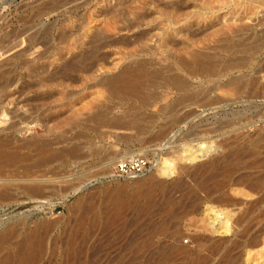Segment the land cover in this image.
<instances>
[{
    "label": "rangeland",
    "instance_id": "obj_1",
    "mask_svg": "<svg viewBox=\"0 0 264 264\" xmlns=\"http://www.w3.org/2000/svg\"><path fill=\"white\" fill-rule=\"evenodd\" d=\"M194 52L214 72L191 78ZM0 68V139L72 151L0 170V235L13 227L0 257L27 239L22 252L34 258L24 264H264V182L244 196L247 185L217 191L210 175L214 157L236 151L233 177L264 175L247 150L264 126V0H0ZM133 69L143 99L112 93L109 79ZM185 148L196 157L183 159ZM131 156L148 166L118 174L114 163ZM163 157L171 174L156 170ZM25 166L49 185L40 195L20 189ZM222 193L237 202L232 219L243 217L233 235H207L205 210Z\"/></svg>",
    "mask_w": 264,
    "mask_h": 264
},
{
    "label": "bare ground",
    "instance_id": "obj_2",
    "mask_svg": "<svg viewBox=\"0 0 264 264\" xmlns=\"http://www.w3.org/2000/svg\"><path fill=\"white\" fill-rule=\"evenodd\" d=\"M251 47V46H250ZM248 50V48H246ZM253 49V48H252ZM251 49V50H252ZM244 50V49H243ZM255 51V50H254ZM190 55V54H189ZM250 55V54H249ZM191 57V60H189L190 62H192V65L190 66L189 63L190 62H185L186 63V67L188 66V68L186 70H188V75L191 77V78H194L196 77L198 74L200 75V72L202 73V71H209L211 72L213 70V63L211 64L210 62H205V61H202L203 59H200L199 57V54L197 53H193L190 55ZM188 58V59H189ZM188 63V64H187ZM238 63V62H237ZM191 64V63H190ZM236 64V62H235ZM239 64V63H238ZM228 68V67H227ZM4 71L5 69H2L0 68V91L3 90L4 88V83H3V75H4ZM214 72V70H213ZM204 73V72H203ZM208 73V72H207ZM211 74V73H210ZM202 75V74H201ZM206 74H204L205 76ZM208 75V74H207ZM212 75V74H211ZM215 75V74H214ZM203 76V77H204ZM209 76V75H208ZM198 77V76H197ZM2 80V81H1ZM5 81V80H4ZM142 76L140 75V69H136V70H124L122 72H120L119 74L113 76L112 78L109 79L108 81V85L112 91V93H114L115 95L117 94L119 97H130V96H133V97H138V98H141V87L143 85L142 83ZM170 85L179 90V91H182V92H186L188 90V82L185 80V79H177V78H171L170 81H169ZM113 94V95H114ZM143 101V100H142ZM100 114L98 111H95L91 114V116L89 118H92L94 120L97 121V123H99L100 121V118H99ZM140 119V118H139ZM128 123H125L126 125L125 126H130L133 122L132 120L130 121V119H128ZM136 120V119H135ZM142 121V120H141ZM135 122V121H134ZM137 122V121H136ZM126 128V127H124ZM127 129V128H126ZM12 137V136H11ZM9 137V138H11ZM13 139V140H12ZM11 140L10 139H0V170L2 171V174L4 172L3 168H6L5 166H7L8 163H17V161L19 162V160H23L25 157L27 158H30L31 160V157H37L36 158V161L34 163H38V164H42V163H45V162H49L51 160H54L58 157H63V158H70L72 156V151H59V153H53L52 152V145L54 144V140L53 139H46V140H42V139H37V138H30L28 140H25V141H22V142H18L16 141L14 138H12ZM70 139V138H69ZM15 140V142H18V145L15 146L12 145L11 143H13V141ZM21 141V140H20ZM14 142V143H15ZM225 144V143H224ZM224 146V145H223ZM227 146V145H226ZM264 147V126L261 127L260 129V132H259V139H256L254 141H251L248 146H247V150L249 151V155L252 156V160L250 161V166H253L252 164H255V165H258V168L259 166L260 167H263L264 168V153L263 151H260L259 149H262ZM20 148H26L28 149L27 152H25L24 154L21 152H19V149ZM25 149V150H26ZM23 150V149H22ZM65 150V149H64ZM198 150V149H197ZM200 150V149H199ZM241 150V149H240ZM185 151V157H183V159L186 158L187 159H194L196 157V154L190 149V148H185L184 149ZM196 151V150H195ZM232 153V155L230 154L228 157L227 153L225 154H220V155H217L216 157L213 158V160L210 162L211 166H212V169H211V173L210 175L212 176H216V177H219L217 181H215L214 183V186L216 188L217 191H219L220 189H222L224 186L225 183H227L228 185L230 184H235V185H247V192L245 191H242L240 189V192H243V195L244 196H249L251 195L252 192H256V189L260 186L263 185V182H264V175L261 176L260 178L259 177H255V178H250L249 175L246 177H240L238 176L237 178L233 177L232 174L233 172L235 171V168H241L240 166L239 167H236L237 165V162L239 163V161L241 162V158H239V155H237V151L236 152H230ZM239 153V152H238ZM262 156H258V154H262ZM62 154V155H61ZM244 154V153H243ZM242 154V155H243ZM134 155V154H133ZM241 157V156H240ZM131 158H134V156H131ZM34 159V158H33ZM59 159V158H58ZM181 159V158H180ZM25 160V159H24ZM23 160V161H24ZM27 160V159H26ZM25 160V161H26ZM57 160V159H56ZM171 160V159H170ZM169 160V161H170ZM219 160H223V161H220V162H223L222 164H218L217 162ZM22 161V162H23ZM29 162V159L27 160ZM161 164L157 166V172H159L160 174H169L170 172L172 173L174 171V168L175 167H172L170 165V162H168V158L166 157H163L162 160H160ZM219 162V163H220ZM15 163V164H16ZM10 164V165H11ZM31 165V163H28ZM37 164V165H38ZM114 164H118V161H116ZM113 164V165H114ZM9 165V164H8ZM13 165V164H12ZM44 165V164H42ZM248 165V166H249ZM29 166V165H28ZM28 166L24 169H28ZM36 166V164H35ZM249 166V167H250ZM32 168V165L29 166ZM246 167V165L244 166ZM254 167V166H253ZM29 170H24V172L26 171L27 176V181L26 183L23 185L22 184V188L20 189H24L26 190V193L28 195L31 194V196H34L36 194L40 195V192L42 193V191L45 189V187L49 186V185H45V180L43 179H36L34 178V175L37 173L34 174V170L32 171L33 173H31L30 169ZM180 168V167H179ZM182 169V167L180 168ZM244 169V168H243ZM238 170V169H237ZM246 170V169H245ZM240 171V170H239ZM261 171V170H260ZM24 172H22V174H24ZM238 172V171H237ZM250 172V171H249ZM1 173V172H0ZM170 173V174H171ZM241 173V172H240ZM246 173V172H245ZM1 174V175H2ZM22 174H18V176H22ZM235 174V173H234ZM255 174V173H254ZM0 175V177H1ZM240 175V174H239ZM244 175V174H243ZM256 175V174H255ZM3 176V175H2ZM14 176V175H13ZM12 176V177H13ZM17 176V175H15ZM19 176V177H20ZM24 176V175H23ZM33 176V177H31ZM37 175H35L36 177ZM236 176V175H234ZM242 176V174H241ZM26 177V176H25ZM211 177V176H210ZM209 177V178H210ZM215 177V178H216ZM209 178H207V180H209ZM213 178V177H211ZM214 178V179H215ZM19 179V178H17ZM205 181H206V178H204ZM203 179V180H204ZM6 181V180H5ZM14 181V179H13ZM17 181V180H16ZM14 181V182H16ZM23 181V180H22ZM174 181H177V180H174ZM205 181H202V184L204 185L205 184ZM11 182V181H10ZM10 182H6V184L8 185ZM13 182V183H14ZM18 182V181H17ZM20 182V181H19ZM25 182V181H24ZM24 182H21V183H24ZM152 182V181H151ZM208 182V181H207ZM4 183V182H3ZM154 183V182H153ZM5 184V183H4ZM4 184H2V186H5ZM16 186H19L18 183H15ZM18 184V185H17ZM201 184V185H202ZM207 184V183H206ZM12 185V184H11ZM155 185V184H154ZM226 185V184H225ZM13 186V185H12ZM12 186H8L9 188H11ZM15 186V185H14ZM13 186V187H14ZM149 187H153V184H148ZM8 187H4L5 190L6 188ZM21 187V186H19ZM142 187V186H141ZM205 187V186H203ZM202 187V188H203ZM209 187V186H208ZM246 187V186H245ZM2 188V187H1ZM8 188V189H9ZM15 188V187H14ZM213 188V187H211ZM3 189V188H2ZM16 189V188H15ZM62 189V188H61ZM147 189V188H146ZM206 189V188H205ZM214 189V188H213ZM1 190V189H0ZM21 190V191H22ZM203 190V189H202ZM207 190V189H206ZM205 190V191H206ZM8 191V190H6ZM5 191V192H6ZM180 191V190H179ZM203 191V192H205ZM210 191V190H209ZM208 191V192H209ZM212 191V190H211ZM210 191V192H211ZM215 191V190H213ZM221 191V190H220ZM260 191V190H259ZM3 192L4 190L0 191V195L1 197L0 198H4L6 197V194L5 196L3 195ZM206 193V194H210L209 193ZM258 192V191H257ZM220 193V192H218ZM8 194V192H7ZM25 194V192H24ZM140 194V193H138ZM214 194V193H212ZM3 195V196H2ZM115 195V194H114ZM122 195V194H121ZM119 195V197L121 196ZM205 195V194H204ZM215 195V194H214ZM213 195V196H214ZM258 195V194H257ZM264 195V194H263ZM8 196V195H7ZM31 196H28V197H31ZM118 196V195H117ZM124 196V195H123ZM203 196V195H202ZM202 196H201V199H202ZM253 196V195H252ZM138 197V196H137ZM205 197H207L205 195ZM209 197V196H208ZM8 198V197H6ZM5 198V200H7ZM124 198V197H123ZM154 198V197H153ZM211 198V197H210ZM261 198V197H260ZM263 198V197H262ZM114 199V198H113ZM147 199V198H146ZM258 199V198H257ZM264 199V198H263ZM3 200V199H2ZM2 200L0 199V202H2ZM4 200V201H5ZM166 200V199H165ZM204 200V199H203ZM206 200V199H205ZM215 200V201H214ZM214 200L212 199V203H216V205H211V206H208L206 208V212L207 213H211L214 211V214L213 215H208V220H204L202 221V224L200 226V228L204 231V232H207L209 234L207 235H210L211 233H230V234H234V226L233 225H237V223L240 221V219L243 217V213H241L240 215L238 214L235 218L232 219V216H233V209H231L230 207L233 206V205H237L236 203V200L232 197V196H229V193H222L220 195H217L216 198H214ZM238 200V199H237ZM123 201V200H122ZM153 201V200H152ZM209 201V203L211 202ZM261 201V200H260ZM157 202V201H156ZM206 202V201H205ZM262 202V201H261ZM83 203V202H82ZM255 203V202H254ZM257 203V202H256ZM118 205V204H117ZM121 205V204H120ZM149 205V204H148ZM258 205V204H257ZM239 206V205H238ZM85 207V206H84ZM252 207H255V204L254 206ZM167 208V207H166ZM234 208V207H233ZM235 210V209H234ZM244 210V209H243ZM205 212V213H206ZM243 212V211H242ZM245 213V211H244ZM248 214V213H247ZM246 214V215H247ZM236 215V214H235ZM223 216V217H221ZM258 217V216H257ZM245 218V217H244ZM243 218V219H244ZM207 219V218H206ZM232 220V225H228V222H231ZM246 220V219H245ZM217 223H216V222ZM243 221V220H242ZM216 224H215V223ZM243 223V222H241ZM52 224V223H51ZM244 224V223H243ZM240 225V224H238ZM233 226V227H232ZM241 226V225H240ZM243 226V225H242ZM239 227V226H238ZM13 227H10L7 231L3 232L1 235H0V244L2 245V242L4 243V239H6V237H10L9 239H11V236H10V233L12 231ZM236 229V228H235ZM243 230V229H242ZM241 230V231H242ZM240 232V231H239ZM12 235V234H11ZM31 237V236H30ZM204 237L205 238V234H202L201 237L199 238L198 240V248H201L203 246V239L202 238ZM7 238V239H8ZM4 240V241H3ZM207 240V239H206ZM205 240V241H206ZM10 241V240H9ZM208 241V240H207ZM7 242V241H6ZM25 242H27V239H22L20 241H18L16 243V250H11L12 252H5L7 254H4L0 257V264H10L11 262L13 263H16L17 261H19L18 263L20 264H24L26 262H29L31 260H33L34 258V254L31 255H26L25 253L26 252H22V248L25 244ZM38 242V241H37ZM13 243V244H15ZM9 244V243H8ZM41 245V244H39ZM211 245V244H210ZM14 246V245H13ZM38 247V246H37ZM217 246L215 245V243L213 242V244L210 246V252H215V250L217 249L216 248ZM181 249H183L184 247L180 246ZM207 248V247H206ZM205 249V248H203ZM206 250V249H205ZM206 252V251H205ZM208 252V250H207ZM2 253V252H0ZM204 259H202L203 261ZM16 261V262H15ZM12 264V263H11Z\"/></svg>",
    "mask_w": 264,
    "mask_h": 264
},
{
    "label": "built area",
    "instance_id": "obj_3",
    "mask_svg": "<svg viewBox=\"0 0 264 264\" xmlns=\"http://www.w3.org/2000/svg\"><path fill=\"white\" fill-rule=\"evenodd\" d=\"M148 160L142 156L128 158L120 161L116 166V172L120 175L139 173L148 166Z\"/></svg>",
    "mask_w": 264,
    "mask_h": 264
}]
</instances>
